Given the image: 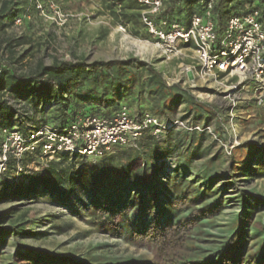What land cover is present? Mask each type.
I'll return each mask as SVG.
<instances>
[{"label": "trees", "instance_id": "trees-1", "mask_svg": "<svg viewBox=\"0 0 264 264\" xmlns=\"http://www.w3.org/2000/svg\"><path fill=\"white\" fill-rule=\"evenodd\" d=\"M108 1L107 9L120 24L143 26L141 7L136 0ZM208 1L165 0L164 11L158 19L188 25L195 13L204 11ZM246 5L251 7L249 11H244ZM16 6L15 1L1 4V29L6 28L1 25L3 22H12L16 18ZM252 10L260 12V20L264 24V0H215L213 20L218 32L234 15ZM2 56L3 49L0 50ZM9 65H5L2 58L0 145L2 130L6 128H17L24 135L45 125L65 128L78 113L109 118L122 106L118 105L111 115L99 114L101 110L89 109L82 101H105L109 106L125 101L124 105L130 110L134 106L135 113L140 116L152 113L169 120L182 106L189 115L211 113L196 101L191 92L182 89L181 84L169 86L162 71L134 57L92 63L54 61L51 65L39 61L28 73H18L11 67L12 64ZM19 104L23 112L17 107ZM39 114H47L50 121H37ZM160 137L147 133L142 138L139 150L146 159L143 171L135 170V156H125V151L132 149H116L102 158L104 162L100 159L102 165H91L92 168L84 163L77 166L79 159L64 155L41 172L16 176L15 179L8 175L0 181V206L49 195L56 198L59 205L68 207L72 194L78 188L89 193L90 233L121 238L127 230L132 242L152 251L150 258H95L100 264H264V222L253 219L256 212L264 208V199L258 196L249 199L239 197L244 211L231 224L232 235L217 253L202 255L198 252L194 235L201 231L204 220L211 222L220 215L226 187L212 191L216 176L210 172L202 177L195 175L186 165L168 168L166 161L173 156L167 148L160 146ZM244 150L247 151L245 156L240 157L238 165L233 162L232 167L244 177L263 179L264 147L249 144ZM34 160L36 156H28L26 162ZM158 174L165 180L164 183L156 178ZM209 196L219 197L204 205ZM20 206L0 214V249L7 236H31L26 229L27 223H22V215L18 216ZM170 209L186 215L174 220ZM72 228L71 224L54 227L60 234ZM250 235L258 240L252 249L249 248ZM236 237L239 240H234ZM12 261L8 264H83L58 254L34 250L17 251Z\"/></svg>", "mask_w": 264, "mask_h": 264}, {"label": "rangeland", "instance_id": "rangeland-1", "mask_svg": "<svg viewBox=\"0 0 264 264\" xmlns=\"http://www.w3.org/2000/svg\"><path fill=\"white\" fill-rule=\"evenodd\" d=\"M6 1H15L18 14L14 21H5L1 24L6 28H0V50L3 49L4 64L7 66L12 64L11 67L18 73H28L39 61L51 65L54 61L92 63L134 57L153 64L164 73L169 83H180L182 89L191 92L196 101L211 112L189 115L184 110V106L181 107L177 114L171 117L190 121L203 129H210L191 133L175 131L160 137L159 144L172 153L173 158L166 161L168 168L186 165L195 175L202 177L210 172L216 176L212 191L217 192L223 186L226 187L222 195L224 203L220 215L211 222L204 220L205 225L198 234L194 235V245L199 249L200 254L217 253L232 235L231 224L244 211L239 197L246 196L249 199L251 196H258L264 199V178L244 177L232 167L233 162L238 165V160L242 159L240 157L245 156L247 151L244 149L248 148L249 144L258 148L264 147V109L256 110L254 107L246 108L243 105L242 112L239 111L236 114L234 120L236 132L233 131L226 103L205 88L202 83H198V89L195 92L190 90L188 85L184 86L183 81L187 78L181 73L179 63L165 62L152 46L146 44L150 38L143 26H135L132 23L126 26L120 24L107 9L108 0H42L43 2L53 1L62 13L69 16L63 27L43 18L29 0H0V7ZM250 9L251 7L246 5L244 11ZM16 19L22 20L21 26H16ZM121 26L124 31L120 30ZM81 103L89 109L101 110L99 114L111 115L118 105H124L127 102L122 101L110 106L105 101L91 100ZM17 107L23 112L21 104ZM131 112L135 113L134 106ZM22 117H24L23 114ZM43 119L50 121L47 114L44 116L39 114L36 118L37 121ZM235 141L238 142V146L233 149V156H228L225 146ZM125 153V156L131 155L137 158L135 170L145 169L143 163L146 159L143 152L127 150ZM80 161H77V166L84 163L90 168L94 165H102L104 162L103 159V162L101 160ZM9 177L16 178L14 171L10 172ZM156 178L165 182L160 174ZM88 194L78 188L72 194L69 200L71 205L68 207L59 205L58 200L49 195H42L32 201L1 205L0 214L21 205L18 216L22 215V223H27L26 229L31 236L4 238L0 249V264L12 263L17 251L26 250L58 254L83 264H100L95 258L108 260L139 256L150 258L151 248L132 242L127 230L121 238L90 233ZM211 197H208L204 205L212 203L219 196ZM170 215L175 220L186 213L172 210ZM253 219L264 222V208L256 212ZM68 224H71L73 228L67 233L60 234L54 229L55 226ZM234 240L239 238L236 237ZM249 240V248L252 249L258 240H254L251 235Z\"/></svg>", "mask_w": 264, "mask_h": 264}, {"label": "built area", "instance_id": "built-area-1", "mask_svg": "<svg viewBox=\"0 0 264 264\" xmlns=\"http://www.w3.org/2000/svg\"><path fill=\"white\" fill-rule=\"evenodd\" d=\"M141 7V23L152 46L165 62H178L193 92L198 83L211 90L227 105L230 126L242 106L264 108V24L260 12L234 15L218 32L213 20L215 0H209L202 13H195L188 25L158 19L165 0H136ZM39 14L63 27L69 16L53 2L29 0ZM21 26L22 20H15ZM120 30L124 31L123 27ZM2 58L0 57V73ZM169 86L180 83H169ZM213 94V95H214ZM249 112V111H248ZM200 125L180 118L167 119L152 113L140 116L122 105L111 117L78 113L65 128L45 125L24 135L17 128L2 130L0 181L14 169L17 177L50 168L64 155L79 160H100L116 149L139 150L145 134L160 137L175 131L203 132ZM238 142L226 147L228 156ZM28 156L36 160L27 163Z\"/></svg>", "mask_w": 264, "mask_h": 264}, {"label": "crops", "instance_id": "crops-1", "mask_svg": "<svg viewBox=\"0 0 264 264\" xmlns=\"http://www.w3.org/2000/svg\"><path fill=\"white\" fill-rule=\"evenodd\" d=\"M183 107V106H182Z\"/></svg>", "mask_w": 264, "mask_h": 264}]
</instances>
